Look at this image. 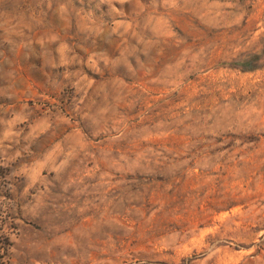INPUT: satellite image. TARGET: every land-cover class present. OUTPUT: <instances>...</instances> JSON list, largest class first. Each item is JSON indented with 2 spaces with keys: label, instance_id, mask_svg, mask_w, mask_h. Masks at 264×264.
I'll use <instances>...</instances> for the list:
<instances>
[{
  "label": "rangeland",
  "instance_id": "1",
  "mask_svg": "<svg viewBox=\"0 0 264 264\" xmlns=\"http://www.w3.org/2000/svg\"><path fill=\"white\" fill-rule=\"evenodd\" d=\"M0 264H264V0H0Z\"/></svg>",
  "mask_w": 264,
  "mask_h": 264
},
{
  "label": "trees",
  "instance_id": "2",
  "mask_svg": "<svg viewBox=\"0 0 264 264\" xmlns=\"http://www.w3.org/2000/svg\"><path fill=\"white\" fill-rule=\"evenodd\" d=\"M3 249L4 251H6V248L4 247V244L2 245L0 242V250Z\"/></svg>",
  "mask_w": 264,
  "mask_h": 264
}]
</instances>
